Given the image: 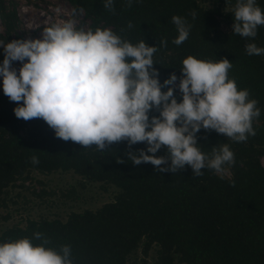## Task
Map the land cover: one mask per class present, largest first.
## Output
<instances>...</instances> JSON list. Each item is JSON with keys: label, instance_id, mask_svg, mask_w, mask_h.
<instances>
[{"label": "trees", "instance_id": "1", "mask_svg": "<svg viewBox=\"0 0 264 264\" xmlns=\"http://www.w3.org/2000/svg\"><path fill=\"white\" fill-rule=\"evenodd\" d=\"M67 1L91 20L87 30L111 29L133 45L144 40L156 46L153 67L161 85L175 72L182 75V61L188 56L213 62L228 59L233 65L229 78L236 81L238 90L248 89L249 98L258 101L260 116L253 122L256 135L234 142L214 130L202 128L196 134L198 147L209 156L214 147L230 146L235 155V163L225 165L230 176L221 178L214 170L202 169V176L193 177L190 166L176 173L160 172L151 163L134 165L128 159L129 151L146 149V143L129 149L123 141L100 151L96 146L66 142L41 118H16L17 104L2 93L0 189L30 170H64L113 184L120 191L99 209L73 212L66 221L29 219L25 227L14 226L0 234V244L21 238L39 244L33 234L40 232L50 241L47 246L58 252L69 245L73 264H130V254L139 247L147 254L154 244L159 246L162 264H264V55L245 52L247 43L264 48V26H258L255 38L234 34L237 0H214L211 8L198 0H133L131 7L128 0H113L114 12L104 7L105 0ZM256 3L264 12V0ZM173 16L191 25L181 45L173 43L178 36ZM0 17L10 37L18 16L15 9H8L7 0H0ZM220 17L230 30L222 27ZM0 40L7 43L1 34ZM161 40L167 41L166 47ZM174 96L178 103L182 101L175 92ZM149 116L159 112L153 109ZM166 151L162 147L156 155L165 156ZM33 155L38 156V164L31 163Z\"/></svg>", "mask_w": 264, "mask_h": 264}, {"label": "clouds", "instance_id": "2", "mask_svg": "<svg viewBox=\"0 0 264 264\" xmlns=\"http://www.w3.org/2000/svg\"><path fill=\"white\" fill-rule=\"evenodd\" d=\"M104 7L114 12L113 0H105ZM233 20L234 34L255 38L258 26H264V12L256 0H237ZM172 22L178 32L173 43L181 45L191 25L180 16H173ZM160 43L167 46L166 40ZM0 47L3 92L17 104L16 118H41L66 142L100 151L123 141L129 149L146 143V149L127 153L134 165L151 163L160 172L172 173L190 166L193 177L211 169L222 178L225 165L235 163L234 152L224 143L212 148L209 156L198 147L196 134L202 128L214 130L234 142L256 135L258 101L229 78L233 65L228 59L213 62L188 56L182 61L179 84L173 73L161 85L153 67L156 46L144 40L133 45L111 29L85 31L73 20L47 28L41 39L0 40ZM245 52L264 55V48L247 43ZM13 62L22 66L17 70ZM162 87L168 90L162 92ZM176 88L182 94L179 103ZM153 109L159 116L150 118ZM162 147L166 155L157 156ZM31 163L38 164V156L33 155ZM33 239L40 243L21 238L0 244V264H73L69 245L58 252L47 246L50 241L43 233H34Z\"/></svg>", "mask_w": 264, "mask_h": 264}, {"label": "rangeland", "instance_id": "3", "mask_svg": "<svg viewBox=\"0 0 264 264\" xmlns=\"http://www.w3.org/2000/svg\"><path fill=\"white\" fill-rule=\"evenodd\" d=\"M205 8H211L214 0H198ZM8 9H15L18 16V25L15 32L9 37L0 17V34L12 40L41 39L44 31L53 26L73 20L77 28L85 31L90 19L85 12L75 8L67 0H7ZM229 7L223 9L227 11ZM222 27L230 30L222 17L219 18ZM4 55L0 48V61ZM20 62H13L17 70ZM177 76V85L180 73ZM182 97L179 89L175 91ZM3 92L2 78H0V94ZM264 165V156L262 157ZM223 175L230 176V170L225 168ZM119 188L106 182L91 181L73 171L55 170L41 172L30 170L24 177L17 178L13 183L0 189V234L14 227H25L29 219H61L66 221L71 213L84 210H97L103 204L111 202L119 193ZM159 246L154 244L145 254L139 247L130 254V264H162L159 255ZM175 264H182L178 261Z\"/></svg>", "mask_w": 264, "mask_h": 264}]
</instances>
